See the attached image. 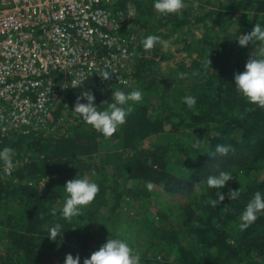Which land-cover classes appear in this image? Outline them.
Here are the masks:
<instances>
[{
	"label": "trees",
	"instance_id": "trees-1",
	"mask_svg": "<svg viewBox=\"0 0 264 264\" xmlns=\"http://www.w3.org/2000/svg\"><path fill=\"white\" fill-rule=\"evenodd\" d=\"M200 1L184 0L180 13L166 16L155 12L154 0H117L112 6L113 12L130 16L135 26L137 21L143 24L150 29L148 35L159 36L160 41L182 34L193 24L209 29L200 37L190 32L191 36L182 40L185 52L196 59L190 66L178 63L168 79H160L163 87L154 69L172 55L164 53L161 45L145 51L140 40L138 47L144 55L136 61V87L129 91L140 89L143 99L132 105L126 123L111 137L91 127L60 139L36 132L0 138V149L11 148L17 164L12 176L0 181V226L5 232L0 264H64L69 253L79 255L83 264L84 258L110 238L109 228L99 222L93 206L84 207L83 214L71 221L60 219L59 209L67 195L63 186L76 176H87L100 186L95 202L103 201L109 185L107 167L114 161L118 179L124 184L132 182V195L144 198L150 208L156 203L154 193L162 200L176 196L180 202L174 204L172 199L163 207L161 203L152 220L141 222V229L149 235L141 264H264V214L246 229L240 227L248 201L256 191H264V108L248 103L234 82V74L245 70L249 56L258 54L261 45L250 42L242 47L234 40L236 36L221 42L213 33L226 30L219 22L224 17L236 18L239 34L251 32L258 22L264 24V0H214L219 6L209 5L210 10L193 18L188 4ZM162 29L167 33H157ZM179 73H185L184 79ZM185 78L191 79L188 88L182 86ZM170 79L172 89L168 88ZM114 89L90 79L67 96L73 108L82 91H91L103 110V102L111 99ZM185 96L196 98L194 107L183 102ZM63 110L62 106L55 110L49 123L59 125ZM187 134L197 138L198 145L192 149L184 142L176 144L185 161L174 159L175 151L169 145L152 142L148 148L142 146L158 135ZM217 144L231 145L233 151L212 160L208 155ZM102 153L107 156L97 161ZM124 153L129 158L122 166ZM216 163L233 173L222 192L241 188L238 200L226 197L221 203L218 190L202 182ZM122 195L116 198V208ZM53 208L57 216L51 214ZM56 222L65 232L53 241L48 229ZM173 251L176 258L169 263L168 254ZM161 255L163 260L158 259Z\"/></svg>",
	"mask_w": 264,
	"mask_h": 264
},
{
	"label": "built area",
	"instance_id": "built-area-1",
	"mask_svg": "<svg viewBox=\"0 0 264 264\" xmlns=\"http://www.w3.org/2000/svg\"><path fill=\"white\" fill-rule=\"evenodd\" d=\"M116 1L0 0V138L50 136V115L76 89L71 80L133 87L143 35L130 16L113 12ZM105 70L115 73L107 81ZM16 167L0 162V181Z\"/></svg>",
	"mask_w": 264,
	"mask_h": 264
},
{
	"label": "clouds",
	"instance_id": "clouds-1",
	"mask_svg": "<svg viewBox=\"0 0 264 264\" xmlns=\"http://www.w3.org/2000/svg\"><path fill=\"white\" fill-rule=\"evenodd\" d=\"M185 7L184 0H154L153 8L160 15L178 14ZM240 27V26H239ZM236 40L242 47L249 45L251 42L255 46L261 45L258 54H251L245 64V70L234 74V82L236 91L242 94L248 103L258 105L264 108V24L256 23L249 33L239 34L238 29ZM160 41V37L156 35H148L141 41L145 51L151 50ZM209 59V58H208ZM210 62V60H209ZM115 74L108 70L99 73L105 80ZM185 73H179V78L184 79ZM71 88H77L76 81L71 80ZM69 86L65 85V88ZM143 99V93L140 89H133L125 92L121 89H114L111 92V99L105 100L101 106L96 105V98L91 91H82L77 97L74 109L72 110L78 116H81L84 122L91 125L94 129L102 133L105 137H111L117 128L126 123L128 116L132 111V105L139 103ZM183 102L189 108L196 104V98L193 96H185ZM81 101H86L81 102ZM233 151L231 145L217 144L214 151L209 153L212 160L223 158ZM13 150L5 147L0 149V162L3 163L6 169L13 167ZM202 180L206 183L209 189H217V197L219 202H223L226 197L231 201L238 200L241 195L240 189H231L227 193H223L229 182L233 179V173L222 168L219 163H216ZM66 192L63 206L59 209L60 219L71 221L73 218L83 214L84 207L90 205L100 191V186L90 180L87 176L75 177L66 182L63 186ZM147 188H153L152 183L147 184ZM215 205L216 201H212ZM53 216H57V209L53 208ZM264 214V191H256L252 198L248 201L245 209L242 212L240 225L241 229H246L251 223L258 219V216ZM64 226L56 222L48 229V236L55 241L61 235H64ZM64 264H81V257L77 255L67 254ZM83 264H141V256L136 249L125 238L113 236L108 238L106 242L93 252L90 257L83 259Z\"/></svg>",
	"mask_w": 264,
	"mask_h": 264
},
{
	"label": "rangeland",
	"instance_id": "rangeland-1",
	"mask_svg": "<svg viewBox=\"0 0 264 264\" xmlns=\"http://www.w3.org/2000/svg\"><path fill=\"white\" fill-rule=\"evenodd\" d=\"M209 5H212L214 7L219 6L218 2H215L214 0H211V3L208 4L207 0H202L200 2H193L191 4H188V8L190 9L191 15L198 17L199 14H205L208 10H210L212 7H209ZM135 8V7H134ZM191 16V18H192ZM220 25L224 27L226 30L218 29L214 31V35L218 37L219 40H222L221 42H227L228 40H233L236 34H234L233 29H239L240 25L236 18H229L224 17L219 20ZM211 26V24H208ZM139 28L142 35L146 37L148 35V29L146 26H143V24L136 22V28ZM220 27V28H222ZM209 28L205 25H191L184 29L182 34H175L176 36L174 38H171L169 40H161L159 43H157L154 48L159 47V45L162 46L164 53H170L172 55V58L168 61H160L159 68H155L154 73L157 77V80L159 82V86L163 87L161 83L169 78V76L172 73V70H174L177 67L178 63H184L188 66L193 64V61L196 59V55L191 56L187 52H185L184 49V42L182 40L186 37H190V32L196 35L197 37H200L206 30ZM227 30H229L227 32ZM166 30L162 29L159 30L157 33L165 34ZM212 33V34H213ZM161 42V44H160ZM147 56V55H146ZM161 58V57H160ZM158 59L157 61L161 60ZM161 79V80H160ZM185 82H183V87L188 88V85L191 84V79H186ZM173 81L170 79L168 80V88H173ZM136 84V80L133 84V87ZM132 87V88H133ZM136 87V86H135ZM121 89V88H119ZM131 89V88H130ZM122 90V89H121ZM162 89H160L161 92ZM125 92H128L129 89L123 90ZM65 104L61 105L63 110L61 120L59 122V125H56L57 128L50 136L51 139H60V138H68L71 136H74V133L76 130H84L85 128L92 129L93 127L91 125H88L84 122L83 118L81 116H78L75 114L72 110V108L69 104V98L67 96L65 100ZM60 106V107H61ZM82 124V126H80ZM85 126V127H84ZM92 127V128H91ZM56 137V138H55ZM195 139V143H192V139ZM154 142L157 145H169L174 151H175V158L180 159L181 161H185L186 158L182 156L178 152L176 144L178 142H184L183 145L185 146H191L192 149H194V144L198 145V140L194 136L187 134V135H158L154 137V140H146L143 142L142 146L145 148H148L152 146L151 144ZM196 146V145H195ZM107 156L106 153H102L98 155L97 161H100L102 157ZM129 157L124 155L121 159V165L124 166L127 163ZM115 162V161H114ZM112 163L114 165L107 167V180H109V185L106 190V194L104 196L103 201L98 200L95 202V200L86 208L88 207H94L95 211L98 212V219L99 222H105L107 227L109 228L110 238L113 236H119L120 238H125L129 241V243L136 249V251L139 253L140 256L146 252L148 241H149V235L146 234L141 229V222L148 218L149 220L153 219L154 216V210L156 208L160 207V204H163L167 201L172 202L171 200H174V204H179L178 197L174 196L171 198L164 197L162 200L161 198L157 197V195L154 193L153 197L156 200V203L152 204V207L150 208L147 201L142 197H134L132 195V188H134V185L132 182L125 183L122 182V180H119L118 173L115 171L114 166L115 163ZM119 164V163H118ZM117 164V165H118ZM123 192V195L121 196V202L118 208L115 206L116 198ZM153 199V200H154ZM61 200V199H60ZM162 200V201H161ZM168 202V203H169ZM173 204V203H171ZM85 208V209H86ZM4 244H5V232L3 228L0 226V254H3L4 251ZM165 257L161 255L158 259L163 260ZM176 258V253L169 252L168 254V262H173Z\"/></svg>",
	"mask_w": 264,
	"mask_h": 264
}]
</instances>
